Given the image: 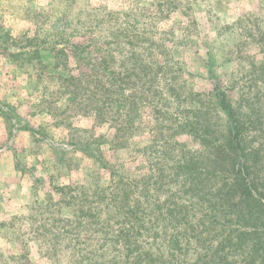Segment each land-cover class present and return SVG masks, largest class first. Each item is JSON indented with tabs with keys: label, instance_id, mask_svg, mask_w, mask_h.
I'll use <instances>...</instances> for the list:
<instances>
[{
	"label": "rangeland",
	"instance_id": "rangeland-1",
	"mask_svg": "<svg viewBox=\"0 0 264 264\" xmlns=\"http://www.w3.org/2000/svg\"><path fill=\"white\" fill-rule=\"evenodd\" d=\"M67 3L64 20L70 26L93 20L96 27L107 20L118 31L125 26L132 32L146 26L163 31L160 36L174 47L172 61L163 64L172 69L164 67L163 76L175 83L177 95L158 84L150 97L156 105L143 104L138 91L128 98L126 118L118 101L97 112L78 96L84 87L75 97L58 79L79 69L76 58L49 51V22L55 20L49 18V0H0V264H65L72 250L62 251L59 239L51 251L49 204L68 217V208L56 202L60 188L105 187L111 170L106 162L119 170L135 172L137 165L147 171L153 157L164 153L169 157L159 166L167 175L177 171L183 149L194 161H204L209 172L197 170L211 176L241 167L247 176L241 191L264 192V0ZM67 32L70 42H83L79 32ZM222 90L229 111L219 106ZM229 142L232 148L220 149ZM217 178L209 180L218 182L212 192L220 186ZM238 191L227 183L226 209L195 211L192 222H202L194 234L199 247L175 236L171 224L163 226L166 257L169 239L189 247L186 254L175 252L178 260L169 255L167 264H264V206L246 197L238 203ZM239 209L253 210V223L237 217ZM214 210V217L204 218ZM184 228L180 224V231Z\"/></svg>",
	"mask_w": 264,
	"mask_h": 264
},
{
	"label": "trees",
	"instance_id": "trees-1",
	"mask_svg": "<svg viewBox=\"0 0 264 264\" xmlns=\"http://www.w3.org/2000/svg\"><path fill=\"white\" fill-rule=\"evenodd\" d=\"M67 1L49 0V18L55 17L54 21L49 22V51L64 57L70 55L78 62L76 75L70 74L65 78L58 76L63 88H71V94L76 97L84 87V92L78 96L83 97L86 104H92L97 112L118 101L119 107L122 106L120 113L125 118L129 111V107H126L128 98L134 96L135 92L141 91L138 99L150 105L154 104L150 97L156 94L158 84L163 85L167 92L177 95L174 93L175 83L168 76H163L164 67L172 69L163 64L172 61L174 50L173 46H168V38L160 36L163 31L157 27L150 31L148 26L139 32H132L127 26L118 31L107 20H101L96 27L92 24L93 20L77 21L76 25L70 26L64 20V11L69 4ZM67 29L79 32L83 42H70L72 34H67ZM146 33L148 36H144ZM118 67L120 69L115 70ZM80 68H86V71ZM127 88L132 91L131 94L124 92ZM217 94L220 108L229 111L225 91ZM116 95L119 98H115ZM85 146H89L88 143ZM233 146L229 142L228 146H220V149ZM163 154L153 157L147 171H142L137 165L134 166L135 172L123 167L119 170L111 162H106L111 170L110 180L105 187L90 189L82 184L61 187L56 202L68 208L69 216L63 217L61 210H54V203L49 204V222L54 229L49 232L52 234L49 238L51 251L55 253L53 248L57 240L62 239V251L68 248L72 250L65 255V264H167L169 255L170 259L178 260L176 251L186 254L190 239L194 242V248L199 247L194 234L199 231L198 227H202V222L198 219L197 223L192 222L195 211H203L210 206L226 209L228 204H225L224 196L227 193H223L222 188L227 183L239 187V198L236 196L238 203L246 197L257 206H264V192L247 188V196L241 191L240 182L247 177L241 167L234 171L231 165L230 170L210 176L197 170L202 168L209 172L203 166L204 161H194L186 151L180 149V158L174 167L177 171L165 175L159 165L169 155ZM236 158L234 154L228 156L232 162ZM214 177H218L220 186L212 192L211 187L218 183L214 180L209 182ZM214 213L215 210L204 218L214 217ZM240 216H247L249 222L256 219L253 210L243 212L239 209L237 217ZM159 224L162 225L157 230ZM165 224L174 226L175 236H182L187 241L183 248L169 239L171 244L170 253H165L167 257L161 248ZM180 224L185 225L182 231ZM238 225L245 229L242 224ZM250 226V229L255 228V224Z\"/></svg>",
	"mask_w": 264,
	"mask_h": 264
}]
</instances>
